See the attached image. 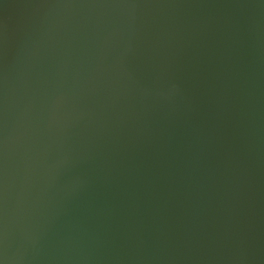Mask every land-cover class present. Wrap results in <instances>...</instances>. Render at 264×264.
Returning <instances> with one entry per match:
<instances>
[{
    "label": "water",
    "instance_id": "water-1",
    "mask_svg": "<svg viewBox=\"0 0 264 264\" xmlns=\"http://www.w3.org/2000/svg\"><path fill=\"white\" fill-rule=\"evenodd\" d=\"M0 264H264V0H0Z\"/></svg>",
    "mask_w": 264,
    "mask_h": 264
}]
</instances>
